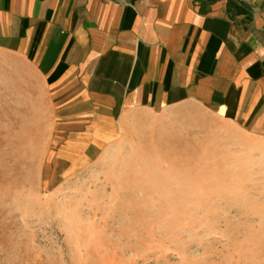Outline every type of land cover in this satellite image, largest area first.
Wrapping results in <instances>:
<instances>
[{"label":"rangeland","instance_id":"obj_1","mask_svg":"<svg viewBox=\"0 0 264 264\" xmlns=\"http://www.w3.org/2000/svg\"><path fill=\"white\" fill-rule=\"evenodd\" d=\"M17 90L0 77V264H264L263 140L163 119L88 165L47 164Z\"/></svg>","mask_w":264,"mask_h":264},{"label":"crops","instance_id":"obj_2","mask_svg":"<svg viewBox=\"0 0 264 264\" xmlns=\"http://www.w3.org/2000/svg\"><path fill=\"white\" fill-rule=\"evenodd\" d=\"M0 77L55 165L163 119L264 141V0H0Z\"/></svg>","mask_w":264,"mask_h":264},{"label":"bare ground","instance_id":"obj_3","mask_svg":"<svg viewBox=\"0 0 264 264\" xmlns=\"http://www.w3.org/2000/svg\"><path fill=\"white\" fill-rule=\"evenodd\" d=\"M34 149H35V148H34ZM34 149H33V151H34ZM20 161H21V160H20ZM20 161H19V162H20ZM19 162H18V163H19ZM14 165H15V164H14ZM3 166H5V165H3ZM19 168H20V167H19ZM14 169H15V168H14ZM30 170H31V169H30ZM20 171H21V169H20ZM181 173H182V172H181ZM17 174H18V173H17ZM31 174H32V170H31ZM181 180H182V182L184 181V179H182V178H181ZM186 180H187V179H186ZM179 181H180V179H179ZM187 182H189V181H187ZM190 183H191V182H190Z\"/></svg>","mask_w":264,"mask_h":264}]
</instances>
